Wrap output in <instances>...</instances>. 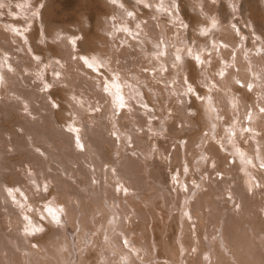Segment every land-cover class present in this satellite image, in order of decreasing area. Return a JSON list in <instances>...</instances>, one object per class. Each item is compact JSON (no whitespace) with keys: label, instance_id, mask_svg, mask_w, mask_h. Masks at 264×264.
<instances>
[{"label":"bare ground","instance_id":"6f19581e","mask_svg":"<svg viewBox=\"0 0 264 264\" xmlns=\"http://www.w3.org/2000/svg\"><path fill=\"white\" fill-rule=\"evenodd\" d=\"M89 1L96 5L95 8L91 12L81 13L75 24L73 23L72 30L69 28L70 22L66 26L62 22L58 24V18L56 21L51 18L56 14L61 15L60 10L59 14L57 11L61 6V0H0V6L7 5L6 8L9 7L10 13H13V20L7 22L8 25L11 24L10 28L13 26V30L10 34H6L4 40V37H0L1 61L6 54L11 57L6 64H0V95L8 97L9 90L13 89L12 95L17 99L21 98L22 101L21 104L12 100L13 112L9 111L12 113L11 116L13 115L10 121V124H13L11 128L13 133L17 132L15 127L21 130L19 136L17 135L19 140H15L19 148L15 147L11 150L16 151L19 156L13 157L11 166L6 163L8 157H4L6 153H9L5 148L10 144L0 134V264H89L85 255H89L91 247L99 245L98 241L102 239L105 228L108 227L105 233V246H115L118 252V256L113 254V259L118 257L123 264H158L156 261L159 260V245L155 242L153 228L152 245L146 241L145 234L143 235V232L147 233L145 227L148 215L154 220L155 211L134 202L135 196L147 191L154 192L147 197L151 198L149 201L155 200V202L160 200L163 192L165 193L163 198L167 202V212L170 216L173 215V213L170 214L172 210L178 211L177 215L172 216L179 236L178 246L176 243L172 246L164 240L160 241L162 242L160 248L165 255L160 253L166 258V263L181 264L180 252H184L182 264H191L190 260L193 261L195 257H198V260L194 264H264V168L260 167L264 164V113L260 112V108L264 107V0H215L214 3H211V0H195L199 2L198 6L188 0L191 13L181 6L180 0H170L172 2L169 5L173 6V9L169 11L168 7L167 11L175 25H182L183 19L186 26L196 31L202 29L203 33L208 32L206 26L209 24L215 29L220 26L219 28L228 37L225 44L231 46L235 55L231 58V53L228 54L229 62H234L233 66L237 70L232 74L237 79L235 77L233 79L239 80L245 86L251 85L257 99L247 100L244 91L237 88L234 91L241 93L243 97L234 99L233 93L227 91L233 86H228L227 80H220L218 75L221 69H215L217 74L215 84L220 90L213 91L216 92L213 95L210 92V95L216 102L217 113L224 118L225 124H221L220 129L215 130L214 124L209 125L207 122V118L211 120V117L207 116L203 105L199 104V109L193 106L197 114L195 118L199 120L201 130L207 129L211 136L202 138L200 149L194 150L190 134L178 135L175 132L176 135H168L169 145L174 144L175 150L172 151L174 164L168 165L171 170L165 181L160 169L157 167L154 169L155 167L150 165L148 175L150 177L144 176L145 162L139 158V155L148 159L147 156L153 150L152 148L156 149L155 157L164 155L165 151L158 146L156 136L165 137L164 132L172 128V125L163 123L164 129H153L150 118L155 113L149 111L148 106L159 109L161 113L163 110L176 112L182 116L183 124L189 122L185 111L188 86L181 87V82L183 84V80L186 79L185 75L183 77L180 75L186 74L187 80L193 84L190 67L196 74L195 61L185 60L181 49L176 48L175 45L176 40H183L186 36L184 37L176 28L174 38L168 36V31H164L165 36L169 37L167 43L158 42L160 39L163 40L164 33L148 21L147 12L144 11L141 16H137L139 29L135 31L142 36L143 43L151 40L156 44L159 57L143 54L141 51L132 52L125 48L120 50L119 42L123 44L128 41L125 31L129 27H125L118 21L109 22L108 19L114 16L115 12V8L108 3L109 0ZM114 1L127 12L135 9L133 0ZM225 7L230 10V15L225 13ZM207 11L209 15L217 13L216 21L219 25L211 21L212 19L202 22V19H206ZM236 15L241 16L245 30L239 27L235 32L233 30L235 27L232 28L229 25L232 24L230 18ZM20 19L30 23L26 28L33 26L29 28L31 30L29 33L25 27L23 30L19 29ZM142 19L147 20L143 23ZM37 24H40L41 36H39ZM99 29H104L107 33L109 30L115 31V33L111 32V45L114 49L108 51L98 47L99 43L106 40V37L97 32ZM232 30L238 34V41ZM222 31L218 30L215 33L219 36ZM250 34L255 36V43L247 46L245 61L242 45ZM79 35L81 39L78 38ZM198 38L196 36V39ZM218 39L220 38L217 37ZM36 40L42 45L37 44ZM73 41L75 43H72ZM236 42L240 43V46L234 49ZM127 44L132 49L140 48L139 43L128 41ZM170 45L174 47L170 48ZM16 46L26 55L31 51L37 58L44 57L45 60L58 61L61 65L65 64L66 68L72 63L70 57L75 56L77 59L74 62L85 76L70 74L68 69L58 71L54 68L53 74L56 72L63 78L67 76L69 78L54 81L52 85L66 82L67 90L53 88L49 90L50 92L48 91L49 93L40 92V88H44L41 83H30L31 80L40 79L38 75L42 70L39 63H33L29 59L30 56L25 55L31 62L29 64L27 60L25 62L29 65H25L24 57L13 50ZM250 51L255 53L250 54ZM161 52L164 55H160ZM177 56L180 57L179 60L176 59ZM12 57L15 59L17 57L16 61ZM79 57H85L89 63H93V57H95L96 62L93 63V68L97 69L103 65L108 74L104 72L102 76H99L93 69L85 70L87 65L83 66ZM129 57L132 61L127 59ZM191 57L195 55L191 53ZM44 58L41 63L45 61ZM218 58L221 60V57ZM119 59L125 63H120ZM180 60L184 65L181 73L177 71ZM23 66L28 70V74L33 72V75L21 77L20 80L16 74L20 73V67ZM54 66L59 65L54 64ZM218 66L217 60L214 68ZM9 69L15 72L13 76L8 73ZM165 69H167V75ZM149 70L156 73L150 76L147 74ZM206 72L208 77L213 75L209 68ZM155 79L159 84L154 83ZM211 80L213 81L212 78ZM166 83H170L171 86L166 87ZM115 86L119 87V95L123 97L125 104L124 108L119 107ZM143 86L150 91L153 90L151 92L159 98L156 99L155 106L151 103L150 97L145 95L146 88L144 89ZM164 86L167 97L163 94ZM209 88L212 91V87ZM65 93L85 103L81 104L82 107L70 105L69 109H65L69 113L68 116L63 115L64 111H61L62 115L60 111L55 112V118L51 113L52 103L49 99L59 107L57 99L65 100L69 105V101L65 99L66 96L64 97ZM90 99L93 102H90ZM34 102L39 106L35 107L33 113L38 114L40 110H44L45 115L41 118V122L33 125L35 129L33 133L27 127L29 122L22 119L23 115L17 110L23 111L24 106H30ZM229 102H233L236 106H230ZM165 104L168 106L165 107ZM93 107L102 109L99 115L101 123L95 121L96 123L92 126L86 118L95 119L96 117L90 115L85 117V113ZM123 109L127 111L122 112L121 116L115 120L110 119V113L120 112ZM161 113L156 115L162 116ZM249 114L252 117L251 120L248 119ZM166 117L176 119L173 115H166ZM58 123L66 129L58 127ZM157 125L156 123L155 126L158 127ZM6 128L11 131L8 125ZM245 128L252 129L250 135L256 141L255 144L245 141V133H249L244 130ZM139 132L149 138L143 140ZM153 132L156 134L154 138L150 135ZM113 135L116 139L112 137ZM180 137L188 138V143L183 144L185 146L181 149L183 154L180 153L179 146L175 144ZM212 140H215L217 144L212 143ZM38 142L42 147H38ZM205 142L209 144L207 147L203 146ZM126 144L132 147L129 148ZM79 145H83L84 152L79 150L82 149ZM129 151H134L136 158L131 157ZM113 153L117 156L116 158ZM200 153L204 156V163L194 164V157L199 156ZM229 160H231L230 163L233 162L232 166ZM4 161L6 164H3ZM2 164L6 169H10L6 175L2 172ZM57 166L60 167V171ZM15 167H20L19 171H16ZM60 172L63 174L61 175ZM216 172L229 177L220 182L210 180L206 183L203 174L209 178ZM73 178L74 183L71 181ZM94 178L97 180L96 184L92 183ZM180 182L184 183L186 193L178 191ZM188 182L191 185L197 183L196 186L199 184L201 189L207 186L208 191L198 194L194 202H190L189 193L194 187H189ZM9 189L13 190L12 195H9ZM249 192H255L254 197L259 195V198L254 200ZM89 196L94 202L93 207L87 203L90 201ZM203 196L207 198L202 202ZM155 202L153 204L156 206L155 209H160L161 201L156 204ZM54 217L60 221L59 224L55 222ZM135 218L139 220L141 226L139 238L135 237V231L130 229L128 224ZM192 219H196L199 223L196 225L202 230L199 235L197 231L190 230L192 221L188 223L187 220ZM106 221H108L107 227H105ZM37 229H45V234ZM193 234L195 237L192 236ZM175 239L173 237V240ZM152 248H155V253ZM94 252L96 256L92 264H111L100 255L97 248ZM189 252H193L192 258L188 256Z\"/></svg>","mask_w":264,"mask_h":264},{"label":"rangeland","instance_id":"374dc122","mask_svg":"<svg viewBox=\"0 0 264 264\" xmlns=\"http://www.w3.org/2000/svg\"><path fill=\"white\" fill-rule=\"evenodd\" d=\"M133 1H134V8L135 9L134 10H131L129 12H127L126 9H124L123 7H121V5L118 2H116V1L113 2V1H110V0L108 1V3L115 8V12L113 14L114 16H112L111 18L108 19L109 22L118 21L119 23L124 24L125 27H129V29L132 27L130 30L127 29V31H125V33L127 34V40L128 41H131V42H135V43H139L140 44V48L132 49L127 44L128 41H126V43L124 42L123 44L121 42H119V49L121 50V49H124L125 48V49H128L129 51H132V52H136V51L139 52V51H141L143 54H147V55L154 56V57H157V56L159 57V51L157 49L156 44L155 43H152L151 40L145 41V43H143L141 41V37L142 36L135 31V29H139V22H138L139 20L137 19V16H141L144 11L147 12L146 18L148 19V21H150L151 23H153V25L155 26L156 29H158V27H159L161 29V31H163V33H164L163 34V40L160 39L158 42H163V43L165 42V43H167V39L169 37L174 38L175 37V33H176L175 31H176V28H177L179 31H181V33L183 34V36L184 37L186 36V37L183 40L180 39L181 41L179 39L176 40V42H175L176 43L175 44L176 45V48L181 49V52H182L181 54H182V56L184 55L183 57L185 58V60H188V61L194 60L195 61V67H196V74L193 73L192 68L190 67L191 77H192V80H193V84H192L191 81H188L187 80L186 74H182L181 73L182 70H183V66L184 65H183V63H182L181 60L179 61V65H177V71L181 73L180 76L183 77V75H185V79L187 80V82H186V80H183V82H184L183 84L181 82V87L183 88L184 85H187L189 87V83H190L193 86L195 93L198 94L199 96L204 97L203 100H199V99H197V95L196 94H193V93H189L188 92V94L186 96L187 97V99H186V105L187 106L185 108V111H186V115H188L187 118H188V120H189L190 123L187 122V124H185V123L183 124L182 116L180 114L176 113V112L175 113L174 112L172 113L170 110H167V111L166 110H163V113H161V112H159L160 110L157 109V108H151V106L150 107L149 106L147 107V109L149 111H151L152 113H155L150 118V121L152 122L151 126H152L153 129H156V128L164 129L162 127L163 123H168V124L172 125V128H169V130H166L164 132V134L167 137L166 136L165 137L164 136H160V135H157L156 136V139L158 140V142H157L158 143V146L159 147H162L164 149V151H165V154L164 155H161V157H159V156H156L155 157L154 156V153L156 152V149L155 148H152L153 150L150 151L149 156H147L148 159H145V158H143V157H141L139 155V158L142 159L145 162V164H144V176L147 177L149 175V173H150V171H149L150 170V166H154L155 167L154 169H157V168L160 169V171H161V173L163 175L164 181H165V180H167V174L170 173L169 171L171 170L168 165L170 163L174 164L173 163L174 161L172 159V157H173L172 151L175 150V145L174 144L173 145H169L170 144V137L168 135H170V134H172V135H176V134H178V135L190 134L191 135L190 141L193 142V146L192 147H193L194 150H199L200 149V147H201V144H200L201 141L200 140H202V138H204L206 136H209V137L211 136V134L209 133V131L207 129H205L203 131L201 130V127H200V124H199L200 122H199V120L197 118H195L197 116V114H196L195 109L193 108V106L196 107L197 109H199L198 108L199 104L203 105V109L208 114L207 116L210 115V117H211V120H209L207 118V122L209 123V125H213L214 124L215 130L220 129V127L222 126L221 124H223V123L225 124L224 118L223 117H220L218 115V113H217V110L215 108L216 107L215 105H217V104H216V102H214V99L212 97V95L216 93V92H213V91L220 90V88H218L216 86V84H215L216 83V79H217V74L214 71L215 69H221V72L224 73L223 78H221L218 75L220 77V80H222V79H223L222 81L227 80L228 81V86H230V87L233 86V88L231 90H227V91H231V93H233V96H235V97H233L234 99H236L237 97L242 99V97H243V95L241 93H236V91H234L235 88L244 91V93L246 94L245 96H246V99L247 100L254 99L253 101H255L257 99V95L253 93V89L251 91H249L247 86L241 87L240 86L241 82L239 80L236 81L235 79H237V78L235 76H232V74H234L235 72H237V70L233 66V63L234 62H229L230 58H229L228 54L230 55V53H231V55H230L231 58L235 57V55H234V51L232 50L231 46L229 47V45L225 44L228 37H227L226 33H224V31H222V29L219 28L220 26L217 27V29H215L214 27H210V24L208 26L204 25V26L207 27V29H208L207 31L208 32L203 33L202 32V29H201V31H199V30L196 31V30H194L192 28H189V26H186V23L184 22V20L182 19V17H181V19L183 21V22H181L182 25H179L178 26V25H175L174 20H172V18L170 17V14H169V11H171V9H173V6L169 5L172 1H170V0H133ZM133 1H131V2H133ZM144 1H146V2H144ZM189 1L193 5H197L198 6V3L199 2H197L195 0H189ZM212 1L213 0H211L210 2L211 3H214ZM218 3L216 4V7H217ZM93 4L94 3L93 2L91 3V1H89V0H81V1H79V0H61V6L57 10L58 11V14H59V10H60V14L61 15H57L56 14V16L51 17V18L54 21H56V18H58V21H60V22L57 21V23L58 24H61V22H62L66 26H68L69 25V22H70L69 28L73 30L74 28L72 26H74V24H75L74 22H76V19H78L79 15L81 13H83V12H86V13L91 12V10L94 9L95 6H96V5H93ZM180 4H181L182 7L188 9V11L190 13L192 12V11H190V9L188 7V0H180ZM135 5L137 7H135ZM0 7H1L0 8V37H2V38L4 37L3 38V40H4L5 37H6V34H8V33L10 34L11 31L13 30V26H12V28H10V25L11 24L8 25V23H7L8 21L13 20V13L12 14L10 13L9 7L6 8L7 5H2ZM168 7H169V11H167L168 10ZM62 11H64V12H62ZM225 11H226L225 13L227 15H230L231 12H230V10L227 7H225ZM129 13H131V15H129ZM217 16H218L217 13L216 14L213 13L212 15H209L208 14V11H207L206 12V19H202V22L205 23V22H208L209 19H212L211 21H215V23H217V25H219V22L216 21ZM234 16L231 17L232 19L230 18V21H232L231 22L232 24H229V25L232 28L235 27L233 29V30H235V32H237V29H239V27H241V29L243 28L242 30H245L246 28H245L244 24H242L241 16H239V15H236V17H234ZM72 19L75 20V21H73ZM25 20L27 21V18L26 17H25ZM25 20L24 19H20V23L22 24V25L20 24V26H19V29L20 30H23L24 27L26 28L30 24L28 22L25 23L24 22ZM146 20L142 19L141 22L145 23ZM238 21H239V24L241 23L240 25L238 24ZM225 26L226 25L224 24V27ZM32 27L33 26L31 25L29 28H32ZM29 28H26L27 29V33H29L31 31ZM37 28L39 29V36H41L42 31H41L40 24H37ZM218 30L219 31H222V34L219 35V36H217L216 33H215V32H218ZM233 30H232V32L234 33ZM164 31H168V36L169 37H166L165 36V32ZM249 31H251V30L249 29ZM32 32H34V30ZM97 32L99 34H101V36L106 37V40H104L103 42L99 43L98 44V47L101 48V49H104V50H108V51H110L111 49H114V47H112V45H111L112 44V36L111 35H112V33H115V31L109 30V32L107 33V31H105L104 29H99ZM235 35H236L235 37L237 38V41H238L239 36H238V34H235ZM196 36L199 37V38L196 39ZM217 37H219L220 39L217 40ZM250 37H251V39H250ZM254 37L255 36L253 34H250L249 35V38L247 36L246 42H244V44L242 45V47H243L242 48L243 49L242 52H243V56H244L243 58H245V61L247 60L246 59L247 58L246 57L247 55H245V53H247V48H248L247 46L249 44H254L255 43ZM78 38L81 39V35H79ZM177 41H178V43H177ZM35 42L37 44H40V42L38 40H36ZM142 44H143V46H142ZM40 45H42V44H40ZM224 45H227V46L225 47ZM238 45L240 46V43H237V45H235V48L234 49H237L236 47H239ZM172 47H174V46L173 45H170V48H172ZM14 48H16V49H13L15 51V53H17V54H19V55H21V56L24 57L23 63L24 64L26 63L25 65H29L31 63L29 61V59L32 60L33 63H39L38 65H39V67L42 70L41 73L38 75L40 77V79L39 80H36V81L35 80L34 81L31 80L32 82L30 81V83L31 84H33V83H35V84L41 83L42 86H44V88H42V89L40 88V90H39L40 92L49 93L53 88L54 89L55 88H63L64 90H67V83L66 82L59 83L58 85L56 84V86L55 85H52V83L54 84V81H60L61 79H67V78H69V76H67V78L66 77L63 78L62 75H59L56 72H54V74H53V71H55V70H58L59 71V70H63V69H68V72L70 74H79L81 76H85L84 72L80 71V69L77 68L78 66L74 62L77 59V57H75V56L70 57V60L72 61V63L70 64L71 66L70 65H67V68H66V65L65 64H64L65 66L64 65H61L58 61L53 62V60H51V59H48L49 60L48 61L47 59L45 60L44 57L43 58H44L45 61L41 63V61H42L43 58L42 57H40V58L39 57L38 58L35 57V55H33L31 51L28 52L27 55H29L30 58L28 56L29 59H27L26 53L22 52L21 49H19V47L17 48V46H16ZM189 49H191L193 51L191 53L194 54L195 56H197V55L200 54L199 55V56H201L200 57V60L204 61V63H199V62H197V60L194 57H191V55H188V53H189L188 50ZM73 51L75 52L76 50H73ZM209 53H210V55H209ZM253 53H255V52H253V51L251 52L250 51V54H253ZM218 57H221V60H219L220 58H218ZM9 58H11V57H9V55H7V54L4 55V59L2 61L0 59V64L1 63L6 64L7 63V60ZM12 58L15 61L17 59V57H16V59H15V57H12ZM80 58L81 57H79L80 63L82 65L84 64L83 66H85V63H83V60H81ZM105 58H107V57H105ZM127 59L129 61H132V58L131 57H129ZM27 60L29 61L28 62L29 64L27 62H25ZM217 60H218L219 66L216 67V68H214V64L216 63ZM119 61L122 64L125 63V61H121L120 59H119ZM53 63L56 64V65H59L58 67H60V68L58 69V67H55ZM207 65H210V66H207ZM12 66H13V64H12ZM54 68H55V70H54ZM207 68L211 69V73L213 75H211V76L208 77L207 72H206V69ZM92 69L95 72V74L96 75H99V76H102L104 72H105L104 74H108V72L105 71L104 67L99 66V67H97V69H95L93 67L89 69V67L85 66V70H92ZM7 71L12 76H13V74H15V72L12 71V70H10V69L7 70ZM19 71H20V73H17L16 76L20 80L23 77L29 76L31 74L33 75V72H31V74H28V70H26V67H24V66L23 67H20V70ZM155 73H156V71L149 70V72L147 74L150 75V76H153ZM165 73H166V75L168 74L167 69L165 70ZM233 77H235V79H233ZM43 78H44V80H43ZM211 78L213 79V81L211 80ZM71 79H73V78H71ZM238 81L240 83H237ZM47 82H49V84H47ZM154 83L155 84H159V82H157L156 79H155V82ZM168 85H170V83H166L165 84L166 87ZM213 85H215V86L213 87ZM50 86H52V87H50ZM157 86H159V85H157ZM165 86L163 87V94H164V97H167L168 94H167V92L165 90ZM150 87L151 88H154L155 86H153V87L150 86ZM209 87H212V91H210V88ZM145 88L146 87H144V89ZM151 91H153V90H151ZM151 91L146 88V90H144V93H145V95H147V96L150 97V101L154 105L155 102H156V99H159V98H157L155 96V93L154 92H151ZM210 92H211L212 95H210ZM8 94H9L8 97L7 96L5 97V96H1L0 95V134L2 135L1 137H3L6 140H8V143L10 144V146H7L6 147L7 149L5 148L6 151H9V153H6L5 156H4V157H8V160H6L8 162L4 161L3 164H6L7 163L8 166H11L13 164V163H11V162H13V157H18L19 156V155H17L18 153L16 151H11V150H12V148H15V147L16 148L17 147L19 148V145L15 142V140H19V137L18 136H19V133L21 132V130H20L19 127H15V131H17L16 134H14L13 133V130L11 129L12 126H13L12 123L10 124V121L13 119V115L11 116V114H12L11 112H13V107H11V102L14 101V102H18V103H21L22 104V101L20 100L21 98L20 99L19 98L17 99L16 96L12 95L13 94V89H12V91L9 90ZM64 97H65V99H67L69 101V103H70L69 105L66 103L65 100H59V99H57V102L60 104V107H59V105H57L54 102H51V99H49V102L52 103L50 105L51 108H52V112L51 113H52V116L55 117V118H56L55 112L60 111V113L62 115V112L61 111H64L63 112V115L64 116H68L69 113L66 112L65 109L67 110L71 106L72 107H82L81 104L82 103H85L84 101H82L80 99L72 98V97H75L73 95L70 96V95H67L65 93ZM19 100H20V102H19ZM89 101L91 102L92 100L90 99ZM229 103H230V106H233V102H229ZM5 104H7V105H5ZM36 104L37 103L34 102L33 104H30V106L28 105L31 109L28 106H24L23 111L22 110H17V112H20L23 115V118L22 119H25L27 122H29L28 125H27V127L29 129H31V131L33 133L35 132L34 131L35 129H34V126L33 125L36 124V122H39V121L41 122V118L45 115L44 114V112H45L44 110H40L38 112V114L36 112L37 115L35 113H33V112H35L34 109H36L39 106L38 104L37 105ZM33 105H35V106H33ZM164 106L167 107L168 105L165 104ZM101 109L102 108L93 107L90 111H87L85 113L86 114L85 117L90 115L91 117H96L97 118V119L96 118L95 119H93V118L91 119L90 117L89 118H86V120H88L92 126H93L94 123H96L95 121H97V123H98ZM9 111H11V112L9 113ZM41 111H43V112H41ZM124 111H127V110L126 109H123L120 112L117 111L116 113H113V112L110 113V119L111 120H115V118L117 119L119 116H121L122 112H124ZM157 113L158 114L161 113L162 116H159L158 117V115H156ZM125 115H127V113ZM166 115H171V116L173 115V116H175L176 119L175 120H173L172 118L171 119H168L166 117ZM186 121H187V119H186ZM234 122H235V120L233 121V123ZM99 123H101V121H99ZM156 123L158 124L157 125L158 127L155 126ZM7 125L9 126V129H11V131L6 128ZM67 125H68V123H67ZM57 126L66 129V127L62 126V124H59L58 123ZM183 127H184V129H183ZM179 131H180V134H179ZM175 132H176V134H175ZM248 132L249 133H245V136H244L245 137V141L247 140V141H250L252 144H255L256 141L254 139H252L251 138V135H250V132L251 131H248ZM139 135L140 136H143L142 133H140V132H139ZM150 135L154 138L156 134L153 132V133H150ZM34 137H35V139H37L36 136H34ZM112 137L114 139H116L115 135H113ZM148 138L145 135L142 137L143 140H147ZM37 140H39V139H37ZM211 142L212 143L214 142V144H217V142L215 140H212ZM187 143H188V138H182V137H180L179 139L176 140L175 144L177 146H179L180 153L181 154H183V151L181 152V149H183L184 146ZM37 144H38V147H42L41 144L39 145V142ZM183 144H185V145H183ZM244 144H246V143H244ZM126 145L129 148L132 147L130 144H126ZM207 145H209L208 142H205L203 146L204 147H207ZM109 149H110V147H109ZM79 150L81 152H84V149L83 148L82 149H79ZM170 151H171L172 154L170 153ZM128 153L130 154L131 157L136 158V155H135L134 151H129ZM114 155L115 154L113 153V156ZM116 157L117 156L115 155L114 158H116ZM170 159H172V162H170ZM194 159H193V163L194 164H196V163L203 164L204 163V156L201 153L199 154V156L194 157ZM230 161L231 160H229V164L232 166L233 165V162L230 163ZM152 163H153V165H152ZM3 164H2V168H3L2 169V172H3L4 175H6V174H8L10 172V169H6L5 167H3L4 166ZM0 167H1V165H0ZM104 167H105V165H104ZM57 168H59L58 170L60 171V167L57 166ZM19 169H20V167H15V170L16 171H19ZM91 169H92V167H91ZM210 169H212V168H210ZM60 173H61V175L63 174L62 172H60ZM203 176H204V179H205V182L206 183L210 182V180H213L215 182H220L223 179H226V178L229 177V176H227V177L225 176L224 177L223 174L218 173V172H216L214 174H211L209 178L206 177V174H203ZM148 177H150V176H148ZM71 181H72V183H74L75 182V179L73 178V179H71ZM92 183L93 184H96L97 183V180L95 178L92 179ZM169 183L172 184V182H169ZM175 184H176V182H175ZM188 184H189V182H188ZM196 184L197 183H194L192 185H191V183L189 184V187H192V186L194 187V188H192L191 192L189 193V196H191L190 197V202L191 201L194 202V200H195V198H196V196L198 194H203V192L206 193L208 191V187L207 186H204L201 189L200 186H199V184L197 186H196ZM51 186H52V184H51ZM178 186H179V188H178V191L179 192H183V193H186L187 192L186 191V188L184 186V183L180 182L178 184ZM198 189L202 190L201 193L199 192L200 190L198 191ZM47 192H49V191H47ZM47 192H45V193L47 194ZM150 192L151 191H147V192H144V194H140V195H137V196L134 197V202L135 203L138 202V204H140L141 206L147 208L148 210H154L155 211L154 212L155 213L154 220H152L149 217V215H148V221H147L146 227H145L147 229V233L143 232V235L145 234L146 241H149L150 244L151 243L153 244V231H154V234H155V242H156V244L159 245L158 246L159 260L156 261V262H158V264H170V263H166L165 262L166 258L163 257L165 254H164V252L162 253V249L160 248L162 246L161 245L162 242H160V241L161 240L162 241L164 240V242L169 243V245L171 244L172 246L175 245L174 243H176L177 246H178V244H179L178 237L179 236L176 233L175 221H173V219H172V216L173 215L174 216L177 215L178 214V211L172 210L170 212V214L173 213V215L170 216L169 213L167 212L168 211V209H167V202L163 198V196H165V193L163 192L162 193V197L159 198L160 200H157L155 202V200L154 201L153 200H150L149 201V199H151V198L147 197V195H150V194H153L154 193V192H152V193H150ZM145 193H148V194H145ZM254 193L255 192H249V195L251 197L252 196L254 197ZM127 196H129V195H127ZM88 198H89L88 200H90V201L87 202L85 200L87 203H89L88 205L89 206L90 205L91 206L92 205L95 206L94 205V202L91 201L92 198L90 196ZM206 198L207 197H204L203 196L201 201L203 202ZM256 198H259V195H258V197L255 195L254 200ZM139 201H141V202H139ZM147 201H149V202H147ZM158 201L159 202L161 201L160 202V206H159L160 209H155L156 206H154L153 204H154V202L156 204ZM86 202H85V204H87ZM96 217H98V215H96ZM195 220L196 219L187 220V221H188V223H191V221H192V224H190V230L197 231L198 232V235H199L202 232V230L198 228L199 226L198 227L196 226L197 224L199 225V223H198L197 220L196 221ZM106 223L107 224H105V227L108 226V221H106ZM127 223H128V221H127ZM128 224H129V228L130 229L132 228V230L135 231V237L139 238L140 231H141V226L139 224V220L138 219L136 220V218H135V219H133L132 222H129ZM108 228H105V232L103 233L104 235L102 236V239H100L98 241L99 242V245L97 247L96 246L95 247L94 246L91 247V251H89V255H85L87 257L88 261H89V264H92L95 261V256H96V253L94 252V249L95 248H97L99 250L100 255L102 257H104L107 261H109L111 264H123L122 261L120 262V259H118V257H117V259H113V254H117V256H118V252L115 249V246H111V245H109L108 247L105 246V243H106L105 242L106 241L105 240V233H106V230ZM152 228H153V231H152ZM44 230H42V232L45 234ZM43 233H42V235H44ZM163 235L165 236L164 238H163ZM192 236L195 237V234H193ZM173 237H175L177 240L176 239L173 240ZM186 238L188 239V237H186ZM152 250L154 252L155 251V248H152ZM180 250L181 249H179V251ZM191 250L193 251V249H191ZM160 252L163 254V256H162V254ZM188 254H190L188 256H191L190 258H192L193 252L192 253L189 252ZM122 256H124V255H122ZM183 256H184V252H182V253L180 252V258H179V260L181 261V264L183 263ZM203 257H204V255H203ZM197 258L195 257L193 259V261L190 260L191 264L197 263V261H196V260H198ZM203 259H205V257Z\"/></svg>","mask_w":264,"mask_h":264},{"label":"snow or ice","instance_id":"6c2138e0","mask_svg":"<svg viewBox=\"0 0 264 264\" xmlns=\"http://www.w3.org/2000/svg\"><path fill=\"white\" fill-rule=\"evenodd\" d=\"M113 2H114V0H113ZM213 2H215V0H213ZM129 15H131V13H129ZM213 26H215L214 23H213ZM137 27H138V26H137ZM72 43H75V41H73ZM224 46L226 47L227 45H224ZM188 52H189V55H191V49H189ZM160 55H164V53L161 52ZM209 55H210V53H209ZM194 58L197 60V62H199V63H204V61L200 60L199 55L195 56ZM80 59L83 60V62H84L89 68H92V67H93V63L96 62L95 57H93V63H89L88 60H87L85 57H81ZM176 59L179 60L180 57L177 56ZM101 67H103V65H101ZM165 70H166V69H165ZM219 76H220L221 78H223L224 73H223V72H220V73H219ZM186 82H187V81H186ZM237 83H240V82L238 81ZM214 86H215V85H213V87H214ZM240 86H241V87H245L244 84H240ZM115 87L117 88L116 96H117V99L119 100V107H120V108H124V107H125V104H124V102H123V97L119 95V87H118V86H115ZM247 87H248V90H249V91L252 90L251 85H247ZM106 90H107V89H106ZM187 91H188L189 93L196 94L195 91H194L193 86H192L190 83H189V87H188ZM196 95H197V99H199V100H203V99H204V97L199 96L198 94H196ZM235 106H236V105L234 104L233 107H235ZM145 107H147V105H145ZM260 112H261V113H264V107H261V108H260ZM248 119H249V120L252 119V117H251L250 114L248 115ZM244 130H245V131H252L251 128H245ZM72 131H77V130H76V129H72ZM79 146H80L81 148H83V145H79ZM260 167L264 168V164H261ZM12 192H13V190H12V189H9V195H12ZM21 207H23V205H21ZM54 219H55V217H54ZM55 222H56L57 224H59L60 221H59L58 219H55ZM37 231H42V229H37ZM206 259H207V258H206Z\"/></svg>","mask_w":264,"mask_h":264}]
</instances>
